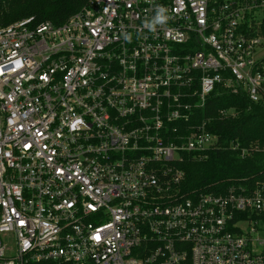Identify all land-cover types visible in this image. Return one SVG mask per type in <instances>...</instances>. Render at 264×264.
Here are the masks:
<instances>
[{
	"label": "built area",
	"instance_id": "2783aa9c",
	"mask_svg": "<svg viewBox=\"0 0 264 264\" xmlns=\"http://www.w3.org/2000/svg\"><path fill=\"white\" fill-rule=\"evenodd\" d=\"M263 14L89 0L0 25V264H264V181L181 190L184 161L220 147L201 113L217 86L264 104Z\"/></svg>",
	"mask_w": 264,
	"mask_h": 264
},
{
	"label": "trees",
	"instance_id": "16d2710c",
	"mask_svg": "<svg viewBox=\"0 0 264 264\" xmlns=\"http://www.w3.org/2000/svg\"><path fill=\"white\" fill-rule=\"evenodd\" d=\"M89 0H0V25L34 17L36 23L62 24L80 11ZM233 109L234 116L221 117V109ZM210 119V128L220 136V147L209 151L202 160L187 158L182 164L185 179L182 192L192 196L224 191L235 180L249 178L251 183L264 181V149L242 157L241 147L264 148V104L249 100L246 93H233L218 85L201 111Z\"/></svg>",
	"mask_w": 264,
	"mask_h": 264
},
{
	"label": "clouds",
	"instance_id": "9594fccd",
	"mask_svg": "<svg viewBox=\"0 0 264 264\" xmlns=\"http://www.w3.org/2000/svg\"><path fill=\"white\" fill-rule=\"evenodd\" d=\"M165 9L160 8L158 9L157 16L155 17V20L153 24L149 25V27H153L155 23H163L166 17L164 16Z\"/></svg>",
	"mask_w": 264,
	"mask_h": 264
},
{
	"label": "rangeland",
	"instance_id": "374dc122",
	"mask_svg": "<svg viewBox=\"0 0 264 264\" xmlns=\"http://www.w3.org/2000/svg\"><path fill=\"white\" fill-rule=\"evenodd\" d=\"M261 20H263L264 19V14L261 16V18H260Z\"/></svg>",
	"mask_w": 264,
	"mask_h": 264
},
{
	"label": "snow or ice",
	"instance_id": "6c2138e0",
	"mask_svg": "<svg viewBox=\"0 0 264 264\" xmlns=\"http://www.w3.org/2000/svg\"><path fill=\"white\" fill-rule=\"evenodd\" d=\"M97 238H99V237H97Z\"/></svg>",
	"mask_w": 264,
	"mask_h": 264
}]
</instances>
